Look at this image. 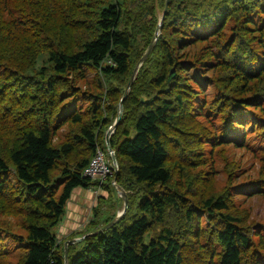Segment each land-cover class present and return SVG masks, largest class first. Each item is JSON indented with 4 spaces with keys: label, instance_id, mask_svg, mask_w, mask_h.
<instances>
[{
    "label": "trees",
    "instance_id": "16d2710c",
    "mask_svg": "<svg viewBox=\"0 0 264 264\" xmlns=\"http://www.w3.org/2000/svg\"><path fill=\"white\" fill-rule=\"evenodd\" d=\"M165 4L0 0V264H264V0L169 1L110 137L118 172L65 261L57 228L99 184L83 170ZM113 177L128 207L94 232L123 208Z\"/></svg>",
    "mask_w": 264,
    "mask_h": 264
},
{
    "label": "water",
    "instance_id": "95a60500",
    "mask_svg": "<svg viewBox=\"0 0 264 264\" xmlns=\"http://www.w3.org/2000/svg\"><path fill=\"white\" fill-rule=\"evenodd\" d=\"M169 1L170 0H166V4H165V8H164V11L158 21V24H157V28H156V35L154 37V39L152 40V42L149 44V46L147 47V49L145 50L144 54L142 55L140 61L138 62L137 66L135 67L133 73H132V76L128 82V85H127V88L125 89V92L119 102V108H118V114L114 120V122L109 126V128L107 129L106 131V144H107V147L112 151V156H113V159L116 161V166H115V172L117 173L118 172V169H119V165L117 163V157L115 155V151L111 145V140H110V137L112 135V133L115 131L116 129V126L118 125L119 123V120H120V117L123 113V99L127 96L130 88H131V85L133 83V80L135 78V75H136V72L137 70L139 69L140 65L142 64V62L145 60V58L148 56V54L152 51L154 45H155V42H156V39L158 38L160 32H161V23H162V20H163V17H164V13L167 11L168 9V5H169ZM119 190H120V195L124 198V204H123V208L117 213V215L112 219L110 220L109 222H107L106 224H104L102 227L98 228L96 231L94 232H100L104 229H106L107 227H109L110 225H112L117 219H119V217L126 211L127 207H128V195H127V192L125 191V189H122L120 186L118 187ZM94 232H91V233H94ZM84 237L83 236H77V237H74L72 239H69V240H66L65 241V253H64V256H65V261H67L68 259V250H67V245L68 243H71V242H75L77 240H80Z\"/></svg>",
    "mask_w": 264,
    "mask_h": 264
},
{
    "label": "rangeland",
    "instance_id": "374dc122",
    "mask_svg": "<svg viewBox=\"0 0 264 264\" xmlns=\"http://www.w3.org/2000/svg\"><path fill=\"white\" fill-rule=\"evenodd\" d=\"M99 190H101V189H99ZM110 192H112L111 189H110ZM97 194H98V192H95V197H93L91 202L89 203L90 207L86 210L84 217L77 214L76 213L77 211L74 208H71L70 216H67L65 218V220L63 222H61L62 223L61 226L59 225L57 228V231H56L57 232V238L58 237L62 238L65 235H67L68 233H70L72 230L75 229V228L72 229V227H74V226H78V228H79L78 231L75 232L76 234L81 233V231L85 229L86 224L94 218V211H93L92 207L94 206V203H96V200H97L96 195ZM111 202H112V200L110 199V200H105L102 203L103 207L99 212L98 219L101 218V220H102L105 215H107L108 213H110L112 211L111 205H113L114 201H113V203H111ZM252 202L254 203L255 214L263 215L264 200L261 197H258L257 194H254L252 197ZM71 206L73 207V204H71ZM91 232H93V231H90V233ZM71 235L67 238H62L61 241L64 240V243H65L66 240L77 237V236H71Z\"/></svg>",
    "mask_w": 264,
    "mask_h": 264
},
{
    "label": "built area",
    "instance_id": "2783aa9c",
    "mask_svg": "<svg viewBox=\"0 0 264 264\" xmlns=\"http://www.w3.org/2000/svg\"><path fill=\"white\" fill-rule=\"evenodd\" d=\"M118 163V161H117ZM116 161L113 159L112 151L107 148H97L95 154L83 170V174L89 176L93 180H98L99 184L95 187H101L102 182L106 180L110 175L115 173ZM111 183L115 186L117 191L120 193L119 184L115 177L111 179Z\"/></svg>",
    "mask_w": 264,
    "mask_h": 264
},
{
    "label": "crops",
    "instance_id": "0c3cea01",
    "mask_svg": "<svg viewBox=\"0 0 264 264\" xmlns=\"http://www.w3.org/2000/svg\"><path fill=\"white\" fill-rule=\"evenodd\" d=\"M101 189V190H99ZM95 192H98V194L96 195V198L98 195H103L105 197L108 196L109 194V190L107 188H103V187H84V186H76L73 189L72 195L70 200L68 201L67 204V212L66 215L64 217V219L62 220V222L65 220V218L67 216H70L71 213V208H74L77 212V214L81 215L82 217H84V214L86 212V210L90 207L89 203L91 202L92 198L95 197ZM97 203V200H96ZM94 203V205L96 204ZM71 204H73V207L71 206ZM62 223H60L61 226ZM75 228L74 230H72L71 232L78 230V226H74L72 227V229ZM70 232V233H71ZM68 233V234H70ZM67 234V235H68ZM65 235V236H67Z\"/></svg>",
    "mask_w": 264,
    "mask_h": 264
},
{
    "label": "clouds",
    "instance_id": "9594fccd",
    "mask_svg": "<svg viewBox=\"0 0 264 264\" xmlns=\"http://www.w3.org/2000/svg\"><path fill=\"white\" fill-rule=\"evenodd\" d=\"M108 148V147H107Z\"/></svg>",
    "mask_w": 264,
    "mask_h": 264
}]
</instances>
